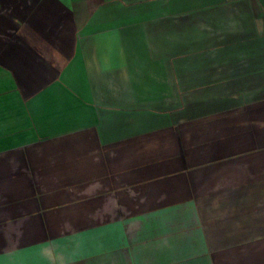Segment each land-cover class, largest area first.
<instances>
[{"label": "crops", "instance_id": "0c3cea01", "mask_svg": "<svg viewBox=\"0 0 264 264\" xmlns=\"http://www.w3.org/2000/svg\"><path fill=\"white\" fill-rule=\"evenodd\" d=\"M0 264H264V0H0Z\"/></svg>", "mask_w": 264, "mask_h": 264}]
</instances>
